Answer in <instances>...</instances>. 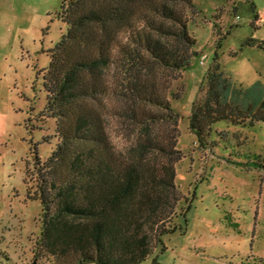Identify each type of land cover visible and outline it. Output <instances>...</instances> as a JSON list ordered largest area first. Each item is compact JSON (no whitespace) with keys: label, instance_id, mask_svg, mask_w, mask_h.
I'll list each match as a JSON object with an SVG mask.
<instances>
[{"label":"trees","instance_id":"obj_1","mask_svg":"<svg viewBox=\"0 0 264 264\" xmlns=\"http://www.w3.org/2000/svg\"><path fill=\"white\" fill-rule=\"evenodd\" d=\"M61 1L67 31L49 51L42 113L55 120L56 145L45 161L34 151L38 248L54 264H141L184 215L172 101L185 88L171 85L197 56L189 24L199 11L194 0ZM245 47L264 42L250 38ZM218 59L190 117L202 148L220 121L264 122V84L237 85ZM113 119L128 138L122 149L111 138Z\"/></svg>","mask_w":264,"mask_h":264},{"label":"rangeland","instance_id":"obj_2","mask_svg":"<svg viewBox=\"0 0 264 264\" xmlns=\"http://www.w3.org/2000/svg\"><path fill=\"white\" fill-rule=\"evenodd\" d=\"M61 2L0 0V264H54L38 248L42 206L30 194L35 148L45 161L56 145L55 120L42 113L49 51L67 31ZM194 3L199 14L189 32L197 56L171 85L174 92L185 88L183 98L172 101L181 117L176 183L184 215L141 264H264V122L241 127L220 121L206 148L190 130L193 104L206 92L202 84L216 54L237 85L264 84V49H242L250 38L264 42V21L254 24L256 14L264 18V0ZM110 133L117 148L126 147L114 119Z\"/></svg>","mask_w":264,"mask_h":264},{"label":"built area","instance_id":"obj_3","mask_svg":"<svg viewBox=\"0 0 264 264\" xmlns=\"http://www.w3.org/2000/svg\"><path fill=\"white\" fill-rule=\"evenodd\" d=\"M247 1H250V0H247ZM263 21H264V18H261V16L258 15V18L254 21V24L258 25L259 23H261ZM206 59H207V57L205 55L202 56L200 64L205 65Z\"/></svg>","mask_w":264,"mask_h":264},{"label":"water","instance_id":"obj_4","mask_svg":"<svg viewBox=\"0 0 264 264\" xmlns=\"http://www.w3.org/2000/svg\"><path fill=\"white\" fill-rule=\"evenodd\" d=\"M34 264H36V263H34Z\"/></svg>","mask_w":264,"mask_h":264}]
</instances>
